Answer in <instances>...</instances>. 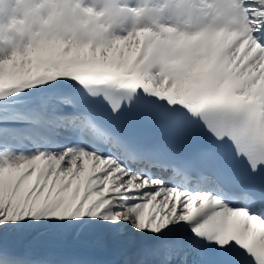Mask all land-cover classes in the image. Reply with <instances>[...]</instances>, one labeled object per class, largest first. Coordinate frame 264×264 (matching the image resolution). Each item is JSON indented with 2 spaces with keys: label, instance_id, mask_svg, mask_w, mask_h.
Returning a JSON list of instances; mask_svg holds the SVG:
<instances>
[{
  "label": "snow or ice",
  "instance_id": "1",
  "mask_svg": "<svg viewBox=\"0 0 264 264\" xmlns=\"http://www.w3.org/2000/svg\"><path fill=\"white\" fill-rule=\"evenodd\" d=\"M214 3L221 24L167 44L0 59V264H57L12 242L94 229L129 236L113 264H264V0ZM126 110L159 139L117 132Z\"/></svg>",
  "mask_w": 264,
  "mask_h": 264
},
{
  "label": "clouds",
  "instance_id": "2",
  "mask_svg": "<svg viewBox=\"0 0 264 264\" xmlns=\"http://www.w3.org/2000/svg\"><path fill=\"white\" fill-rule=\"evenodd\" d=\"M214 0H0V59L62 47L104 51L134 35L167 44L221 24Z\"/></svg>",
  "mask_w": 264,
  "mask_h": 264
},
{
  "label": "bare ground",
  "instance_id": "3",
  "mask_svg": "<svg viewBox=\"0 0 264 264\" xmlns=\"http://www.w3.org/2000/svg\"><path fill=\"white\" fill-rule=\"evenodd\" d=\"M71 84L77 88L81 87L75 81L71 82ZM70 110L66 109V111ZM48 236L47 233L41 234L40 232L34 231L13 241L12 244L22 257H29L31 260H52L57 262V264L63 261H80L83 264H102V257L104 255L114 253L120 257V253L122 252L111 251L107 248L106 244L95 242L92 245H87L86 243H78L73 239L70 240V238L69 243L50 242L47 241ZM30 237H34L35 240H30ZM42 238L45 239L43 242L41 241ZM93 245L97 247L96 250H92L91 247ZM140 246L146 247L148 246V242L144 241Z\"/></svg>",
  "mask_w": 264,
  "mask_h": 264
},
{
  "label": "rangeland",
  "instance_id": "4",
  "mask_svg": "<svg viewBox=\"0 0 264 264\" xmlns=\"http://www.w3.org/2000/svg\"><path fill=\"white\" fill-rule=\"evenodd\" d=\"M47 234L49 235L47 241L50 242L54 241L55 243H69V238L70 240L73 239L78 243H86L87 245H92L93 243L97 242V243H102L104 245L106 244L108 249H110L111 251L113 250L115 252H120L125 250L130 243V238L128 235H123L118 238H113L111 233L103 229H94V230L85 231L78 238L75 236V234L72 233L64 236L54 235L51 233H47ZM29 239L35 240L34 237H30ZM44 240H45L44 238L41 239L42 242ZM91 248L92 250L97 249L95 245H93Z\"/></svg>",
  "mask_w": 264,
  "mask_h": 264
}]
</instances>
